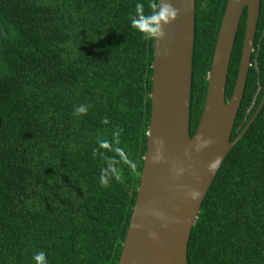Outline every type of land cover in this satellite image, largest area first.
<instances>
[{"label":"trees","instance_id":"obj_1","mask_svg":"<svg viewBox=\"0 0 264 264\" xmlns=\"http://www.w3.org/2000/svg\"><path fill=\"white\" fill-rule=\"evenodd\" d=\"M137 0H0V264H118L138 194L152 111L153 40L130 27ZM147 5L150 0H141ZM228 0H196L190 133ZM240 21L226 84L233 94ZM231 140L264 98V0ZM87 111L73 115L77 106ZM119 132L116 144L114 133ZM108 142V149L98 141ZM121 149V154L113 150ZM96 150V155L93 151ZM120 179L99 184L105 160ZM130 161L134 168L130 167ZM189 264H264V104L201 205Z\"/></svg>","mask_w":264,"mask_h":264},{"label":"water","instance_id":"obj_2","mask_svg":"<svg viewBox=\"0 0 264 264\" xmlns=\"http://www.w3.org/2000/svg\"><path fill=\"white\" fill-rule=\"evenodd\" d=\"M179 15L155 39L152 111L138 194L118 264H189L188 245L201 205L223 160L258 116L264 98L238 136L231 140L252 65L262 0H228L208 72L204 109L190 133L196 0H167ZM248 16L233 94L226 84L240 21ZM213 143L195 150L201 139ZM157 152L161 159L154 160ZM219 158L214 171L209 164ZM193 193H198L193 198ZM149 232L157 238L151 239Z\"/></svg>","mask_w":264,"mask_h":264},{"label":"clouds","instance_id":"obj_3","mask_svg":"<svg viewBox=\"0 0 264 264\" xmlns=\"http://www.w3.org/2000/svg\"><path fill=\"white\" fill-rule=\"evenodd\" d=\"M179 15V9L173 6L172 3L167 2V0H150V3L147 5V11L145 10V4L141 0H137L134 8V13L130 17V27L135 30L144 40H153V39H163L166 36L165 25L171 24L177 19ZM87 109L85 106H77L73 110L74 116H79L86 113ZM116 137L115 143H119V132L114 133ZM213 143L211 138L204 139L201 138L195 145L196 151H201L204 148H207ZM99 148L108 149L109 144L106 141H98ZM113 150L116 154H121V149L116 147ZM96 150L93 151L95 156ZM161 156L157 152L154 160L159 161ZM119 163L115 159L105 160L106 167H102L100 170L99 184L102 187L109 186V177L115 178L116 180L120 179L119 173L115 165ZM128 163L130 167L134 168V164H131L130 161H124ZM219 163V158L209 164V172L215 170L217 164ZM193 198L198 196V193H193ZM149 238H157L155 232L148 233ZM32 260L34 264H48L46 253L43 251L33 254Z\"/></svg>","mask_w":264,"mask_h":264}]
</instances>
